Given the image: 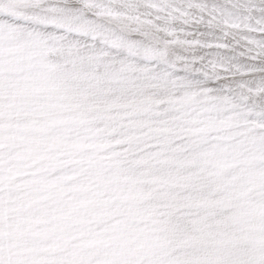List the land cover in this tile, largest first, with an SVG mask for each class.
<instances>
[{
	"label": "snow or ice",
	"instance_id": "6c2138e0",
	"mask_svg": "<svg viewBox=\"0 0 264 264\" xmlns=\"http://www.w3.org/2000/svg\"><path fill=\"white\" fill-rule=\"evenodd\" d=\"M0 264H264V0H0Z\"/></svg>",
	"mask_w": 264,
	"mask_h": 264
}]
</instances>
